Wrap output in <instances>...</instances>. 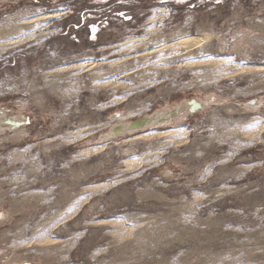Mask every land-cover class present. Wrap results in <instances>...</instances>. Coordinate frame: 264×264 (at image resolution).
<instances>
[{
  "label": "rangeland",
  "instance_id": "obj_1",
  "mask_svg": "<svg viewBox=\"0 0 264 264\" xmlns=\"http://www.w3.org/2000/svg\"><path fill=\"white\" fill-rule=\"evenodd\" d=\"M55 14L0 49V264H264V0H0V32Z\"/></svg>",
  "mask_w": 264,
  "mask_h": 264
},
{
  "label": "bare ground",
  "instance_id": "obj_2",
  "mask_svg": "<svg viewBox=\"0 0 264 264\" xmlns=\"http://www.w3.org/2000/svg\"><path fill=\"white\" fill-rule=\"evenodd\" d=\"M60 15H58V14H55V15H51V16H49V15H47V16H43V17H39V18H36V19H34V20H31V21H29V22H26V23H24V24H22V25H11V26H9L8 25V23L10 22V20H9V22L7 23V22H5L4 24H3V28H5V30H3V31H1L0 32V49H1V47H6L7 46V44H10V47H12V46H14V44H13V42H9V39H8V32H7V30L8 29H10L9 31H14V33L16 34H20V33H22V27L23 28H25V29H27L28 31H32L33 29H35V28H37V27H42L45 23H46V21L49 19H56V18H58ZM7 29V30H6ZM41 38V37H40ZM189 39V38H188ZM185 40V39H184ZM18 42V41H17ZM134 42H136V41H132L130 44L132 45V43H134ZM183 41H181V43H182ZM197 43V42H196ZM6 49V48H5ZM163 49V48H162ZM161 49V50H162ZM160 50V49H159ZM151 52H153V51H151ZM90 65V64H89ZM210 102V101H209ZM191 103V102H190ZM200 103V105L202 104V106H201V108H203V107H205L206 105H205V102L204 101H201V102H199ZM256 105V104H255ZM195 108V107H194ZM193 108V106L192 105H190L189 103H188V106L186 107V110L187 111H189V112H194L196 109H194ZM177 110V109H176ZM170 112V110H165V111H161V112H157V113H155L154 115H152V116H150V117H148V118H145L144 120H142V121H145V124L142 126V125H140V126H138L139 124H137V126H134L135 124H133V125H131V126H129V125H125V126H123V127H121V128H119L118 130H114L113 131V133H112V135H115V134H118V133H120L122 130H127V131H132V132H136V131H139V130H141L142 131V129H146V128H150V127H152L154 124H161V122H165L168 118H169V115L168 114H170L169 113ZM171 115V114H170ZM179 116V115H178ZM171 119V118H170ZM169 120V119H168ZM17 123H19V122H17L16 120L15 121H13L12 122V120H6L4 117H0V124H7V125H9L11 128H16V124ZM139 122V121H138ZM134 123V122H133Z\"/></svg>",
  "mask_w": 264,
  "mask_h": 264
},
{
  "label": "trees",
  "instance_id": "obj_3",
  "mask_svg": "<svg viewBox=\"0 0 264 264\" xmlns=\"http://www.w3.org/2000/svg\"><path fill=\"white\" fill-rule=\"evenodd\" d=\"M161 5H171L175 8L187 7V8H198L201 5H218L222 3V0H156Z\"/></svg>",
  "mask_w": 264,
  "mask_h": 264
},
{
  "label": "water",
  "instance_id": "obj_4",
  "mask_svg": "<svg viewBox=\"0 0 264 264\" xmlns=\"http://www.w3.org/2000/svg\"><path fill=\"white\" fill-rule=\"evenodd\" d=\"M190 105H192L193 106V108L195 107V108H201V106H202V104L200 105V103L199 102H195V101H192L191 102V104ZM18 124V123H17ZM16 124V125H17ZM137 124H139L138 126H140V125H144L145 124V121H140V122H138V123H135V125L134 126H137ZM131 125H133V124H131ZM131 125H129V126H131ZM115 130H118V129H115Z\"/></svg>",
  "mask_w": 264,
  "mask_h": 264
},
{
  "label": "flooded vegetation",
  "instance_id": "obj_5",
  "mask_svg": "<svg viewBox=\"0 0 264 264\" xmlns=\"http://www.w3.org/2000/svg\"><path fill=\"white\" fill-rule=\"evenodd\" d=\"M82 22H83V19H82ZM7 23H8V22H7ZM9 23H10V22H9ZM82 24H83V23H82ZM3 30H4V28H3ZM3 30H2V31H3ZM0 116H1V115H0ZM1 117H3V116H1ZM12 122H13V121H12ZM14 123H15V122H14ZM15 124H16V123H15Z\"/></svg>",
  "mask_w": 264,
  "mask_h": 264
}]
</instances>
